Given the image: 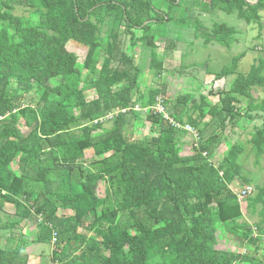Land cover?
I'll return each instance as SVG.
<instances>
[{"label":"trees","instance_id":"1","mask_svg":"<svg viewBox=\"0 0 264 264\" xmlns=\"http://www.w3.org/2000/svg\"><path fill=\"white\" fill-rule=\"evenodd\" d=\"M194 2L261 25L264 0ZM168 21L150 0H0V211L10 205L17 217L5 227L11 248L0 247V264H16L9 257L38 243L52 245L49 264H264V183L250 198L247 182L252 191L239 199L243 147L229 145L213 163L225 135L210 131L249 126L247 142L264 154V101L250 96L264 86V58L227 80L214 107L202 95L163 101L159 87L139 89L180 43L167 35L155 43L152 25ZM234 33L214 23L204 41L228 47ZM70 39L86 47L80 69L65 48ZM242 57L232 58L234 69ZM157 101L165 111L154 109ZM144 123L142 137H126L125 126ZM184 144L191 153L182 156ZM257 205L254 230L238 223ZM216 232L236 249L216 248Z\"/></svg>","mask_w":264,"mask_h":264},{"label":"rangeland","instance_id":"2","mask_svg":"<svg viewBox=\"0 0 264 264\" xmlns=\"http://www.w3.org/2000/svg\"><path fill=\"white\" fill-rule=\"evenodd\" d=\"M178 1L176 0V4L172 5L167 0H150L155 11L166 14L170 19L168 22H157L152 25L151 29L157 28L159 30V36L155 43L162 46L166 35L167 38H177V41L180 43L172 51L164 52V47H160L162 52H164L165 63L157 75H155L154 71L148 70L147 56H140L139 61L142 60L140 61V66L145 71L148 70L146 72L148 73V77L146 78V85H144L145 83L140 84L139 90L143 91L144 86L159 87L161 89L159 98H162L163 101L167 99L171 103H175L177 98L186 96H192L193 101L194 99L198 101V96L202 95L206 98L205 103L209 109V107L216 105L218 97L215 93L223 89L227 80L230 79L231 81L236 73L246 74L250 66H256L258 59L264 58V10L260 12L259 22L261 25L259 27L257 23L253 22L246 24L243 20L237 18L235 14L228 15L217 9L206 10L199 6L200 2L196 4L194 0ZM248 1L253 2L254 0ZM205 2H208V0H205ZM14 14L27 16V11L16 7ZM214 23H224L235 30L228 47L216 42L204 41L209 36V30ZM197 25L198 31L195 30ZM65 48L76 56V67L80 69V63L86 50L85 45L79 40L70 39L65 42ZM241 54L243 57L237 61L234 69L232 58ZM222 70L227 71V76H224L225 78L218 77L222 73ZM233 70H235V73L231 74ZM262 75L264 76V71ZM250 96L256 104L264 101V86L252 87ZM88 97L90 98V95ZM164 106L159 104L157 105V109L165 111L168 105L164 104ZM111 114L109 113L108 116H105V119H108ZM196 114L197 112H193V115ZM183 120H185V117ZM208 120L209 116H206L204 122ZM258 123H260L259 120L256 121V124ZM107 127H109V123L105 125V128ZM249 130V126L242 129L240 125H232V123L229 124L223 133L218 128L213 127L210 130L211 133L215 131L214 133H217L220 137L221 135L225 136L221 139V144L211 158V162H218L228 150L229 145L237 144L242 146L243 151L237 159L241 177L236 179L238 186L235 185V190L239 191L240 187L246 185L248 182L253 187V192L250 194V198H252L256 195V187L264 183V154L259 157L255 155L252 146L247 142ZM124 131L126 137H142L144 133L149 131V127L147 123L143 125L134 124L131 128L125 126ZM186 131L189 132L188 129ZM189 133L192 134L193 131L191 130ZM188 138L189 135L186 134L183 140L187 141ZM190 149L189 144H184L180 147L179 154L182 156L188 155L191 153ZM94 153L95 150L93 148H88L84 151V157L88 162L93 160ZM12 167L13 169L16 168L14 164H12ZM97 192L99 196H102L103 190L101 184L98 185ZM246 199L240 203L243 213L245 212V207L248 206ZM259 208L260 205H257L254 213L244 214L243 219L239 220L238 223L246 221L250 224L251 229L254 230L256 222L259 219L257 214ZM14 214L15 209L10 205H6L0 211V247L11 248L10 242L4 237L6 235L5 232L8 231L5 228L7 227V223L17 220ZM64 214H67L66 216L69 217L71 216V213ZM34 228L32 224L30 227H27L28 230H34ZM13 232L16 234L17 230H13ZM217 234L219 235L218 232L215 235ZM218 235L216 236V248L219 250H233L235 248L234 243L229 238L223 239L220 236L218 237ZM51 246L48 243L30 245L23 249L22 255L15 254L9 258H12L11 261L16 264H49L52 262V257L50 256ZM240 248L242 251L244 247L241 246ZM237 250L239 249L237 248Z\"/></svg>","mask_w":264,"mask_h":264},{"label":"built area","instance_id":"3","mask_svg":"<svg viewBox=\"0 0 264 264\" xmlns=\"http://www.w3.org/2000/svg\"><path fill=\"white\" fill-rule=\"evenodd\" d=\"M160 102H161V101H157V104H156V106L154 107L155 110H158V109H157V105H159ZM160 105H161V104H160ZM161 106H162V105H161ZM158 111H160V110H158ZM184 128H185V129H188L189 132H191V130H192V129L189 128L188 126H185ZM251 191H252L251 186H249V185H245V186H243V187L240 189L239 193L237 194V197H238L239 199H243V198H245L246 196H248V195L251 193ZM55 240H56V233L53 232V233H52V237H51V243L53 244V243L55 242Z\"/></svg>","mask_w":264,"mask_h":264}]
</instances>
